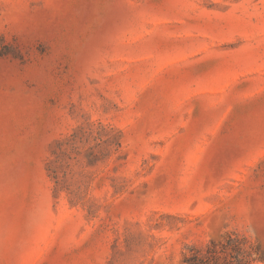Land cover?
Segmentation results:
<instances>
[{"label": "rangeland", "instance_id": "1", "mask_svg": "<svg viewBox=\"0 0 264 264\" xmlns=\"http://www.w3.org/2000/svg\"><path fill=\"white\" fill-rule=\"evenodd\" d=\"M264 264V0H0V264Z\"/></svg>", "mask_w": 264, "mask_h": 264}, {"label": "trees", "instance_id": "2", "mask_svg": "<svg viewBox=\"0 0 264 264\" xmlns=\"http://www.w3.org/2000/svg\"><path fill=\"white\" fill-rule=\"evenodd\" d=\"M258 250L246 236L229 234L224 241L210 242L205 248L188 247L184 264H257Z\"/></svg>", "mask_w": 264, "mask_h": 264}]
</instances>
